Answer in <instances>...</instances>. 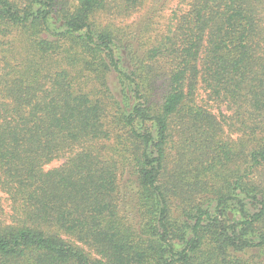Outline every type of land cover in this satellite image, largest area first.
<instances>
[{"label":"trees","instance_id":"1","mask_svg":"<svg viewBox=\"0 0 264 264\" xmlns=\"http://www.w3.org/2000/svg\"><path fill=\"white\" fill-rule=\"evenodd\" d=\"M167 1L0 0V264H264V0Z\"/></svg>","mask_w":264,"mask_h":264},{"label":"rangeland","instance_id":"2","mask_svg":"<svg viewBox=\"0 0 264 264\" xmlns=\"http://www.w3.org/2000/svg\"><path fill=\"white\" fill-rule=\"evenodd\" d=\"M149 4H150V2L147 3L146 7H147ZM146 7H145V8H146ZM145 8H144V9H145ZM144 9H143V10H144ZM175 9H176V0H168L167 3L165 4V6H164V7L162 8V10L160 11V18L158 17V19H156L157 26H154V27L152 28V30H154V29H158V31H159L160 33H162V31H164V29H165V25H166V23H167V20L169 19V17H170V15H171L172 11L175 10ZM143 10H142V11H143ZM142 11H141L140 13H137V14L133 15L132 17L126 19V20L124 21V24H123V25H126V24H127V25H129L130 27H132V26H133V23H134L138 18L142 17V15L144 14V12H143V14H142ZM107 19H108V18H107ZM107 19H106V20H107ZM120 21H121V20H120ZM120 21H119V22H120ZM108 22H112V23L115 24V21H114L113 19H108ZM148 36H150V33H147V34H146V38H147ZM232 138L235 139L236 137H235L234 135H232ZM61 162H62V161H55V162L51 163L50 165H48V166L46 167V169L56 168V167L60 166Z\"/></svg>","mask_w":264,"mask_h":264}]
</instances>
